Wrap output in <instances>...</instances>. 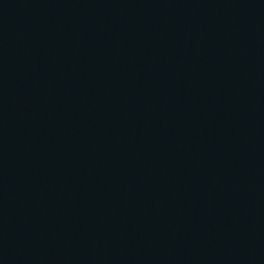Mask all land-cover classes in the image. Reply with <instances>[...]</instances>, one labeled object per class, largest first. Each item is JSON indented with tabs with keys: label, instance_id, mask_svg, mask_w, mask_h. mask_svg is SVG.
<instances>
[{
	"label": "water",
	"instance_id": "1",
	"mask_svg": "<svg viewBox=\"0 0 264 264\" xmlns=\"http://www.w3.org/2000/svg\"><path fill=\"white\" fill-rule=\"evenodd\" d=\"M197 49L264 127V0H164Z\"/></svg>",
	"mask_w": 264,
	"mask_h": 264
}]
</instances>
